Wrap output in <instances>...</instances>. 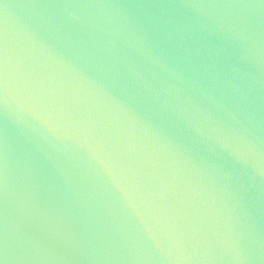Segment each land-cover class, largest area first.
I'll use <instances>...</instances> for the list:
<instances>
[{"label": "water", "instance_id": "1", "mask_svg": "<svg viewBox=\"0 0 264 264\" xmlns=\"http://www.w3.org/2000/svg\"><path fill=\"white\" fill-rule=\"evenodd\" d=\"M0 264H264V0H0Z\"/></svg>", "mask_w": 264, "mask_h": 264}]
</instances>
